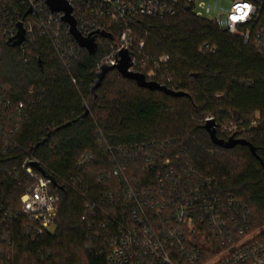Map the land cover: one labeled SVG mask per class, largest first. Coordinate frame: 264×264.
I'll list each match as a JSON object with an SVG mask.
<instances>
[{
    "label": "trees",
    "instance_id": "16d2710c",
    "mask_svg": "<svg viewBox=\"0 0 264 264\" xmlns=\"http://www.w3.org/2000/svg\"><path fill=\"white\" fill-rule=\"evenodd\" d=\"M104 32L95 35L94 54L79 48L71 63L58 57L47 37L38 36L29 45L28 63L20 58V46L8 38L1 42L0 83L15 106L20 101L26 104L15 133L19 146L1 163L5 166L10 161L8 168H12L21 162L24 151L30 152L54 176L59 196L58 215L37 247L46 249L49 256L36 263L106 264L105 258L87 251L88 228L81 219L85 212L81 192L85 185L102 184L97 172L109 167L99 146V130L114 147L171 139L202 176L219 180L224 193L251 209L254 227L262 226L264 57L238 35L198 17L187 6L165 18L138 15L131 21L109 23ZM124 32L130 33L129 51L146 61L145 69L136 71L148 79V72L154 71L150 80L184 95L141 87L117 69L108 71L101 85L91 91L98 71L107 56L116 53ZM164 56L167 61H161ZM31 88L35 90L32 94ZM209 117L215 120L219 137L247 139L256 155L247 145L225 148L214 144L204 127ZM86 152L94 153L95 160L85 168L76 188L71 181ZM17 258L25 263L39 260L24 246Z\"/></svg>",
    "mask_w": 264,
    "mask_h": 264
},
{
    "label": "built area",
    "instance_id": "2783aa9c",
    "mask_svg": "<svg viewBox=\"0 0 264 264\" xmlns=\"http://www.w3.org/2000/svg\"><path fill=\"white\" fill-rule=\"evenodd\" d=\"M66 1L78 30L88 36L101 35L98 31H104L107 24L131 21L138 15L165 18L176 15L182 6L194 12L198 0ZM64 14L53 11L46 0H0V58L1 42L14 37L21 23L22 62H29V45L38 36L50 40L63 62H73L82 47ZM209 21L238 35L264 57V0H232L228 10ZM131 46L130 33H122L116 53L111 52L106 63H116L119 51ZM130 54V69H145L146 61ZM167 60L168 56L161 58ZM154 73L148 72L149 79ZM34 91L30 89L31 94ZM25 108L24 101L15 106L0 83V264L45 262L49 254L37 247L58 215L54 176L35 156L24 151L18 165L8 168L10 161L5 166L1 163L19 146L15 133ZM98 133L109 167L97 172L102 184L85 185L81 192L85 200L81 219L88 228L91 255L105 258L106 264H264V224L254 227L251 209L224 193L219 180L202 176L171 139L114 147L101 130ZM93 160L94 153L86 152L78 161L73 186L80 185ZM21 246L33 250L39 260L18 259Z\"/></svg>",
    "mask_w": 264,
    "mask_h": 264
},
{
    "label": "water",
    "instance_id": "95a60500",
    "mask_svg": "<svg viewBox=\"0 0 264 264\" xmlns=\"http://www.w3.org/2000/svg\"><path fill=\"white\" fill-rule=\"evenodd\" d=\"M47 4L53 11H63L64 20L70 24V32L75 38L76 42L79 44L80 47L85 48L88 50L89 53L94 54L97 51V42L95 39V35H88L84 36L78 30L76 25V20L72 15V7L66 0H46ZM188 8V6H187ZM18 32L17 34L10 38L9 40L12 42L14 46L20 45L24 40V28L22 27L21 23L18 24ZM103 35H106L104 31H98ZM132 67V57L130 51L127 48H123L119 51V58L117 59L116 63L114 64H103L101 69L97 73V79L91 86V91L95 92L96 88H98L103 79L105 78L108 71L111 69H117V71L126 78L134 79L137 84L141 87L148 88L151 90H161L167 94H171L174 96H181L184 95L182 91H176L173 89L168 88L166 85L156 81L150 80L146 77L143 72L136 71L130 69ZM84 114L86 116L88 114V108L86 104H84ZM70 122L65 123L63 126L69 125ZM205 129L209 132L211 140L214 144L218 146H222L225 148H233L236 145H247L250 147L251 151L256 155V149L247 139L244 138H236L234 136H230L228 138H222L217 135V126L216 122L213 118L207 119L204 125ZM45 139L40 143H37L33 148L35 149L39 144L44 143ZM33 165L40 171L45 172L42 166L38 162H33ZM54 184L56 181L53 177H51Z\"/></svg>",
    "mask_w": 264,
    "mask_h": 264
},
{
    "label": "rangeland",
    "instance_id": "374dc122",
    "mask_svg": "<svg viewBox=\"0 0 264 264\" xmlns=\"http://www.w3.org/2000/svg\"><path fill=\"white\" fill-rule=\"evenodd\" d=\"M232 0H198L194 9L203 18L214 20L219 13L229 9Z\"/></svg>",
    "mask_w": 264,
    "mask_h": 264
}]
</instances>
